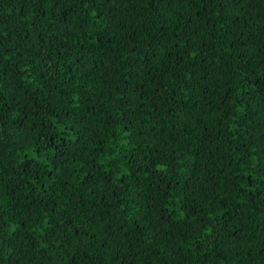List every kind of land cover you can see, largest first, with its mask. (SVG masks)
<instances>
[{"label":"trees","instance_id":"trees-1","mask_svg":"<svg viewBox=\"0 0 264 264\" xmlns=\"http://www.w3.org/2000/svg\"><path fill=\"white\" fill-rule=\"evenodd\" d=\"M0 264H264V0H0Z\"/></svg>","mask_w":264,"mask_h":264},{"label":"snow or ice","instance_id":"snow-or-ice-1","mask_svg":"<svg viewBox=\"0 0 264 264\" xmlns=\"http://www.w3.org/2000/svg\"><path fill=\"white\" fill-rule=\"evenodd\" d=\"M152 2L154 3V2H155V0H152ZM192 2H195V0H192Z\"/></svg>","mask_w":264,"mask_h":264}]
</instances>
